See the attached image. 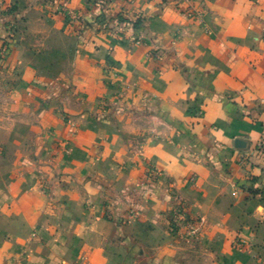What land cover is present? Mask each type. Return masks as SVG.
<instances>
[{"label": "crops", "instance_id": "crops-1", "mask_svg": "<svg viewBox=\"0 0 264 264\" xmlns=\"http://www.w3.org/2000/svg\"><path fill=\"white\" fill-rule=\"evenodd\" d=\"M4 1L0 264H264V0Z\"/></svg>", "mask_w": 264, "mask_h": 264}, {"label": "built area", "instance_id": "built-area-1", "mask_svg": "<svg viewBox=\"0 0 264 264\" xmlns=\"http://www.w3.org/2000/svg\"><path fill=\"white\" fill-rule=\"evenodd\" d=\"M6 4V2L4 1V0H0V5H3V6H5L6 7V9H7V12L9 11H12V7H11V4L10 5H5ZM158 58H160V56H158ZM264 145V141L262 142V144H261V146H263ZM235 245H236V247L238 248V249H243V248H245V244H243V243H241V239H240V236L238 235L237 236V238L235 239Z\"/></svg>", "mask_w": 264, "mask_h": 264}, {"label": "trees", "instance_id": "trees-1", "mask_svg": "<svg viewBox=\"0 0 264 264\" xmlns=\"http://www.w3.org/2000/svg\"><path fill=\"white\" fill-rule=\"evenodd\" d=\"M12 11H13V9H12ZM136 24L134 23V26H135Z\"/></svg>", "mask_w": 264, "mask_h": 264}]
</instances>
